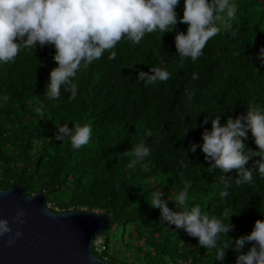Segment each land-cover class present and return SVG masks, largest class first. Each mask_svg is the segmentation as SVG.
<instances>
[{
  "label": "trees",
  "instance_id": "trees-1",
  "mask_svg": "<svg viewBox=\"0 0 264 264\" xmlns=\"http://www.w3.org/2000/svg\"><path fill=\"white\" fill-rule=\"evenodd\" d=\"M233 2L236 15L217 22L220 32L195 62L186 58L181 64L176 55L174 34L186 30L178 19L160 38L155 32L154 40L142 43L121 39L108 64L105 51L82 67L73 78L78 91L71 100L63 88L56 100L46 96L49 71L56 66L51 44L33 52L21 49L14 60L0 63V95L9 97L0 106V188L21 184L26 194L44 191L46 205L55 211L82 207L105 212L112 218L107 229L120 230L112 250L124 255L130 247L141 264H221L213 259L215 250L162 220L159 209L146 200L157 189L170 199L189 181L190 203L225 223L230 213L233 227L228 235L233 238L248 233L262 216L264 176L253 170L254 182L237 186L236 172L230 170L228 195L222 198L221 170L210 167L199 147L187 151L189 143L199 144L202 130L210 128L203 123L205 116L222 112L224 123L226 116L244 113L249 103L264 105V63L255 55L264 46V0ZM182 7L180 0L178 18ZM156 44L159 53L145 51ZM148 65L166 67L169 79L145 86L136 75L138 70L149 71ZM194 72L198 79H192ZM71 121L92 128L88 144L79 149L54 138L55 124L67 122L70 127ZM148 131L151 135L146 136ZM242 139L247 147L257 148L250 131ZM142 140L150 155L129 168L131 146ZM126 150L129 155H122ZM256 159L250 158L246 166ZM167 203L174 207L172 201ZM251 243L246 241L239 251ZM107 245L104 239L93 251L111 262ZM237 254L229 247L222 264H235Z\"/></svg>",
  "mask_w": 264,
  "mask_h": 264
},
{
  "label": "clouds",
  "instance_id": "clouds-1",
  "mask_svg": "<svg viewBox=\"0 0 264 264\" xmlns=\"http://www.w3.org/2000/svg\"><path fill=\"white\" fill-rule=\"evenodd\" d=\"M178 3L180 0H0V63L14 60L21 49L29 48L33 52L37 46L51 44L55 49L52 60L56 61V66L49 71L44 87L46 96L49 100H56L61 97L63 88L71 100L78 91L73 78L82 67L99 60L105 51L108 53V64L116 57L115 48L121 39L132 44L142 43L145 39L154 40L155 32L159 33L160 38L162 33L173 30L178 19L186 24V30H177L174 34L176 55L181 64L186 58L195 62L202 56L206 43L220 32L217 22L225 17L233 18L237 6L233 0H183L182 15L178 18L175 11ZM145 51L152 54L160 52L157 44ZM255 55L264 63V46ZM148 67L149 71L138 70L136 75V79L142 80L145 86L165 81L171 75L166 67ZM192 79H198L195 72ZM8 99L7 95H0V106ZM221 113L211 118L204 117L203 123H210L211 126L202 130L199 144L189 143L187 151L194 152L199 147L204 159L210 162V167L221 170L219 179L224 183L225 190L219 195L223 198L228 195L226 174L230 170L236 172L237 186L252 184L253 170L264 176V105L249 103L244 113L235 117L228 115L224 123L220 122ZM71 122L70 127L67 122L56 123L54 138L67 140L73 149H79L88 144L92 128L87 123ZM187 130L188 126L184 128L183 136ZM249 131L256 149L247 147L242 139L247 138ZM145 135L149 136L151 132ZM130 154L133 159L129 161V168L149 156L150 148L142 140L131 146ZM122 155L128 156L129 151H124ZM254 156L259 159L246 166ZM190 187V182L185 181L182 189L170 199L157 189L146 201L151 207L159 209L162 220L195 237L203 248L215 250L213 259L221 264L229 247L238 252L235 264H264V211H260L261 218L254 220L248 233L233 238L228 235L233 227L229 223L230 213L225 223L220 216L202 211L199 204L189 202ZM169 200L174 207L168 206ZM78 210L87 209L79 207ZM23 216L24 210L17 207L12 218L22 224ZM4 234H9L7 242L11 243L13 237L20 236L21 232L17 228L13 233L8 219L0 217V235ZM221 236L226 239L222 241ZM103 241V234L95 237L92 248L95 246L98 250ZM246 241L252 243L246 251L240 252Z\"/></svg>",
  "mask_w": 264,
  "mask_h": 264
},
{
  "label": "water",
  "instance_id": "water-1",
  "mask_svg": "<svg viewBox=\"0 0 264 264\" xmlns=\"http://www.w3.org/2000/svg\"><path fill=\"white\" fill-rule=\"evenodd\" d=\"M45 193L26 194L24 186L0 188V217L8 219L13 231L21 235L7 242L0 235V264H112L93 253L92 241L110 223L104 212L89 210H51ZM24 210L23 223L12 217Z\"/></svg>",
  "mask_w": 264,
  "mask_h": 264
},
{
  "label": "rangeland",
  "instance_id": "rangeland-1",
  "mask_svg": "<svg viewBox=\"0 0 264 264\" xmlns=\"http://www.w3.org/2000/svg\"><path fill=\"white\" fill-rule=\"evenodd\" d=\"M107 236H108V240L106 239ZM103 238L107 241V244H108L107 245L108 248L106 251L108 253L107 259L111 260V262H112V260H115L117 263H121V261L123 260L125 262H129L130 264H141L142 263V260L137 258L136 253L134 251L132 252L130 247L128 248V252L124 255L120 252L118 254V252H114L112 250L114 245H115V242H116L115 240L117 238H120V230L119 229H117L116 231H110V230L106 229L103 233ZM122 238L125 239L126 236L124 235ZM95 253H96L95 255L98 254L97 252H95ZM128 254H131V255H128ZM114 264H116V263H114Z\"/></svg>",
  "mask_w": 264,
  "mask_h": 264
}]
</instances>
